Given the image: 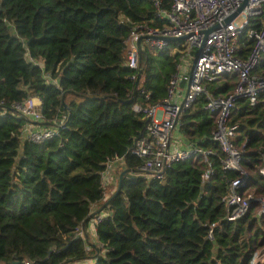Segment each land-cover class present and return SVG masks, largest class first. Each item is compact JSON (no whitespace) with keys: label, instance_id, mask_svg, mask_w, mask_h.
<instances>
[{"label":"trees","instance_id":"1","mask_svg":"<svg viewBox=\"0 0 264 264\" xmlns=\"http://www.w3.org/2000/svg\"><path fill=\"white\" fill-rule=\"evenodd\" d=\"M170 6L171 0H0V264H80L86 257L95 264H250L264 246V212L253 210L255 200L238 218L225 217L223 196L240 173L222 166L204 92L181 111L174 135L211 149L206 159L198 152L171 162L163 176H148L140 168L144 158L131 152L148 134L145 109L168 95L183 45L143 44L136 83L127 38L144 25L164 26L161 11ZM258 21L251 18L253 26ZM239 42L241 51L250 47L245 31ZM235 80L226 73L207 88L225 93ZM29 96L40 101L35 124L53 129L38 141L24 136L34 121L13 109ZM229 122L248 175L239 188L264 195V99L238 98ZM113 161L129 171L105 197L102 175ZM101 207L91 240L87 225Z\"/></svg>","mask_w":264,"mask_h":264},{"label":"built area","instance_id":"2","mask_svg":"<svg viewBox=\"0 0 264 264\" xmlns=\"http://www.w3.org/2000/svg\"><path fill=\"white\" fill-rule=\"evenodd\" d=\"M241 2L242 0H171L170 9L161 11L167 21L164 26L144 25L131 30L127 38V64L137 70L140 65L139 52L143 44L156 49L167 45L170 41L168 37L185 34V37L175 39L181 40L184 47L182 46L180 62L176 64L168 95L159 104L145 109L150 120L148 134L134 141L131 152L144 158L140 168L148 176H163L165 168L171 162L194 156L198 152L206 159L211 149H202L193 142L189 143L188 147H181L173 137L181 111L191 106L198 94L204 92V107L215 120L212 137L219 142L224 152L221 158L222 166L238 169L240 173L231 179L223 196L227 205L225 217L229 220L246 213L252 200H255V206L258 207L257 212H264L263 194L255 195L248 188H239L248 175L239 163L241 147L233 141L235 125L229 122L238 98H248L250 104L258 101L260 97L264 99V0H246L241 10L226 22L225 18L236 10ZM257 16L258 24L253 26L251 18ZM215 23L218 25L212 27ZM242 31L251 39L250 47L244 51H241L239 42ZM193 50L196 53L199 51L200 55L190 71L192 63L185 62L184 59ZM226 73L236 75L230 90L214 94L207 88V83ZM34 98L29 96L24 102L15 103L13 109L34 121L41 116L40 101L36 103ZM134 108L141 109L137 104ZM30 123H34V129H26L27 123L24 127L25 137L38 141L53 134L51 128L38 127L35 121ZM115 165L116 161L111 162L103 172L104 184L109 181L111 169ZM259 171L264 176V156ZM208 172L209 169L204 172L203 177H206ZM101 216L102 214H99L91 218L93 231ZM214 224L215 222H212L211 226ZM211 230L212 228L209 229V234ZM78 234L85 235L83 227L79 229ZM91 246V243L86 246V253L91 250ZM258 257L260 255L255 251L250 264L262 259ZM80 264H95V260L86 257Z\"/></svg>","mask_w":264,"mask_h":264},{"label":"crops","instance_id":"3","mask_svg":"<svg viewBox=\"0 0 264 264\" xmlns=\"http://www.w3.org/2000/svg\"><path fill=\"white\" fill-rule=\"evenodd\" d=\"M33 125H34V123H30L29 122L27 124L26 129H34L33 128ZM173 137L178 139L179 138L178 133H175V135H174V132H173ZM180 146L181 147H188L189 145L188 144L187 145H181L180 144ZM121 169H122L121 166H119L118 162L116 161V165L114 167H112V169H111V173H110V176H109V181H106L105 182V187H106L105 197L108 196V194L110 193V191H113V189L115 188V186L117 184V180H118V177H119V173L118 174L117 173L114 174V172H118V171L120 172ZM95 205H94V209H95ZM97 211L100 212V214H102L103 213L102 207L99 208V209H97ZM87 231H88V233L90 235V239L91 240L94 239L95 233L92 230L91 221L87 225ZM259 255H260V257H258L259 259H261L264 256L263 254L262 255L259 254Z\"/></svg>","mask_w":264,"mask_h":264},{"label":"water","instance_id":"4","mask_svg":"<svg viewBox=\"0 0 264 264\" xmlns=\"http://www.w3.org/2000/svg\"><path fill=\"white\" fill-rule=\"evenodd\" d=\"M245 2H246V0H242V2H241V4L239 5V7H238L236 10L232 11V12H231V13L225 18V21L228 22L231 18H233V16H235V15L239 12V10H241V8L244 6ZM217 25H218V23H215L212 27H216ZM207 30H209V28L206 29V31H207ZM182 37H185V34H184V35H181V36H179V37H177V36L168 37V39H169V40H175V39H177V38H182ZM140 39H141V38H140ZM140 39L137 41L138 45L140 44ZM199 55H200V52L198 51V52L195 54V56L193 57L190 71L193 70V66H194V64L196 63V60H197V58H198ZM141 71H142V68H141V66L139 65V67H138V69H137L136 83H137L138 78L140 77ZM127 171H129V169H128V168H125V169H122V170L119 172V177H118V182H117V187H116V189H115V193L120 189V181H121V177H122L123 174H124L125 172H127ZM263 186H264V181H263Z\"/></svg>","mask_w":264,"mask_h":264},{"label":"rangeland","instance_id":"5","mask_svg":"<svg viewBox=\"0 0 264 264\" xmlns=\"http://www.w3.org/2000/svg\"><path fill=\"white\" fill-rule=\"evenodd\" d=\"M183 47H184V44H183ZM183 47H181V50L183 49ZM195 51L193 50L192 52H191V54H189L188 56H187V58L186 59H184V61L185 62H187V61H190V63H192V58H193V56L195 55ZM34 100H35V102L37 103L38 102V100H37V98H34ZM179 140H180V143L179 144H181V145H185L183 142H184V140H182V138L181 137H179ZM249 191H251L250 189H248ZM109 192V191H108ZM253 210L255 211H258V207L257 206H255L254 208H253ZM257 252L259 253V254H263L264 255V246L263 247H261V248H258L257 249ZM264 257V256H263ZM262 257V258H263Z\"/></svg>","mask_w":264,"mask_h":264}]
</instances>
